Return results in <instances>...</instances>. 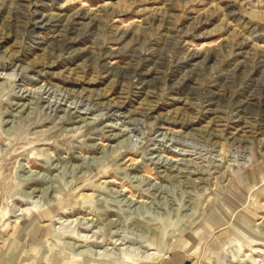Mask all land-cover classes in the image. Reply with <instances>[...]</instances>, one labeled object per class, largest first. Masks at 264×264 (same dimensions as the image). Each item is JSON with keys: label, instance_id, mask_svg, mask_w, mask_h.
<instances>
[{"label": "rangeland", "instance_id": "obj_1", "mask_svg": "<svg viewBox=\"0 0 264 264\" xmlns=\"http://www.w3.org/2000/svg\"><path fill=\"white\" fill-rule=\"evenodd\" d=\"M0 259L264 264V0H0Z\"/></svg>", "mask_w": 264, "mask_h": 264}, {"label": "bare ground", "instance_id": "obj_2", "mask_svg": "<svg viewBox=\"0 0 264 264\" xmlns=\"http://www.w3.org/2000/svg\"><path fill=\"white\" fill-rule=\"evenodd\" d=\"M102 96H103V95H102ZM101 98H102V97H101ZM109 106H110V105H109ZM13 255H14V254H13ZM6 257H7V256H6ZM22 257L24 258V256H22ZM25 257H26V256H25ZM11 258H12V257L9 258V261L11 260ZM19 258H20V257H19ZM13 259H14V257H13ZM26 259H27V258H26ZM26 259H25V260H26ZM0 260H1V259H0ZM22 261H23V260H22ZM30 261H31V260H30ZM24 262H25V261H24ZM5 263H6V262H5ZM6 264H7V263H6ZM10 264H11V263H10Z\"/></svg>", "mask_w": 264, "mask_h": 264}]
</instances>
